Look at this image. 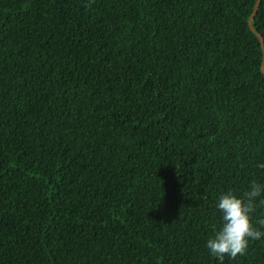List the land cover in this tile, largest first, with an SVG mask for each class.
I'll return each mask as SVG.
<instances>
[{
	"label": "trees",
	"instance_id": "obj_1",
	"mask_svg": "<svg viewBox=\"0 0 264 264\" xmlns=\"http://www.w3.org/2000/svg\"><path fill=\"white\" fill-rule=\"evenodd\" d=\"M262 163L264 0H0V264H220Z\"/></svg>",
	"mask_w": 264,
	"mask_h": 264
},
{
	"label": "clouds",
	"instance_id": "obj_2",
	"mask_svg": "<svg viewBox=\"0 0 264 264\" xmlns=\"http://www.w3.org/2000/svg\"><path fill=\"white\" fill-rule=\"evenodd\" d=\"M258 167L264 168V163ZM262 191L264 185L253 181L242 198L231 191L219 197L216 207L221 213L222 224L214 229V236L207 240L206 247L220 264H224L225 257L235 259L244 255L249 240H259L264 236V231L254 227L251 219V213L256 210V198L261 196ZM260 203L264 204V199ZM258 223L264 228V219Z\"/></svg>",
	"mask_w": 264,
	"mask_h": 264
}]
</instances>
